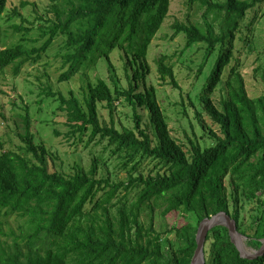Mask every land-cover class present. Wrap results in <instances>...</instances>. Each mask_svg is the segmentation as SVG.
Returning a JSON list of instances; mask_svg holds the SVG:
<instances>
[{"label":"trees","instance_id":"obj_1","mask_svg":"<svg viewBox=\"0 0 264 264\" xmlns=\"http://www.w3.org/2000/svg\"><path fill=\"white\" fill-rule=\"evenodd\" d=\"M195 1L204 8L201 21L176 20L172 28L174 34H184V48L205 43L204 62L215 53L198 101L216 130L195 112L202 132L207 129L212 139L209 143L187 134V141L180 142L168 130L155 87L137 91L148 71L147 49L171 0H49L43 12L35 9L34 20L21 13L25 0L10 6L0 0V72L11 67L16 74L43 60L46 67L48 51L61 37L54 53L56 81L71 80L97 58L114 70L110 55L117 50L129 79L127 88L117 81L111 88L98 78L86 82L78 94L54 91L48 80L41 82L44 95L66 116L67 135L77 132L81 139L86 134L87 143L106 141L103 148L125 176L114 178L103 154L72 173L51 169L50 150L36 140L25 106L16 149L0 141V227H9L13 215L21 219L18 233L0 234V264H191L200 223L220 211L234 220L249 246H262L264 91L249 95L235 49L239 42L248 51L254 48L253 39L242 31L243 22L264 0L188 3ZM15 16L19 23L13 22ZM170 58L159 55L156 71L180 90ZM254 74L264 83V63ZM218 87L223 94L216 105L211 95ZM119 100L132 109L131 127L115 126ZM100 103L107 108L109 123L100 119ZM141 109L147 111L148 122L142 121ZM181 114L194 130L185 109ZM203 258V264H264V253L240 256L223 224L208 229Z\"/></svg>","mask_w":264,"mask_h":264},{"label":"rangeland","instance_id":"obj_2","mask_svg":"<svg viewBox=\"0 0 264 264\" xmlns=\"http://www.w3.org/2000/svg\"><path fill=\"white\" fill-rule=\"evenodd\" d=\"M19 1L21 0H8V6H10V2H12L11 4H18ZM25 1L27 4L20 9L23 17L28 20H34L35 9L41 13L49 4V0ZM198 5V1L188 3V0H171L168 14L147 49L145 62L148 65V71L145 73L144 84L141 81L138 82L137 91L144 90L145 86L149 85L155 87L156 101L165 116L168 130L180 142L187 141V134L190 137L201 136L209 143L212 139L208 136L207 129L205 133L202 132L199 123L196 122L195 112L200 111L201 117L208 126L212 130H216V125L211 123L198 101V92L214 62L215 53L211 55L209 61L204 62L205 43L196 42L184 48V34H174L172 28V23L176 20L185 22L188 18L201 21L200 16L204 8H200ZM12 20L16 23L20 22V18L16 16ZM243 24L242 31L244 35L249 34L253 39L254 48L248 51V46L243 42L236 43L235 55L239 60L240 72L245 79L247 91L250 96H255L264 91V83L254 74V68L264 63V3L249 11ZM60 40L61 37L55 40L53 47L49 49L46 58L49 64L46 67H44L43 60L38 64L22 67L16 74L11 67L0 72V141L3 142L4 147L16 149L19 143L18 133L22 132L23 114L26 106L31 120V130L33 129L36 140L43 142L50 150L51 157L48 164L51 169L72 173L76 166L87 168L95 155L103 154L107 160L106 169L111 172L114 178L123 179L125 171L117 166V159L109 157V151L103 148L106 141L98 144H94V141L87 143L88 136L86 134H83L81 139L78 138L77 132L74 135H67L68 126L64 112L57 108L56 101L44 95L40 85L41 82L45 83L48 80L54 91L61 90L64 94H68L69 90H73L74 93L78 94L80 87L85 86L86 82L94 83L98 78H102L111 88H113L114 81H117L118 86L127 88L129 79L125 73L121 53L117 50L110 55L114 70H110L105 59L97 58L96 63L87 65L71 80L58 82L56 77L59 71H57L56 66L59 63L54 53ZM161 54L171 57L170 60L174 62L175 77L181 87L180 90L174 88L166 80L163 81L159 78L155 60ZM201 63L203 66L199 71ZM45 72L49 76H45ZM128 74H131L130 70ZM221 94L223 92L218 87L211 95L216 105H218ZM181 99L184 100V106L181 104ZM190 99L193 102L191 105L189 104ZM115 106L113 113L115 126L117 128H121L123 125L131 127L133 125L131 107L126 104L125 100L115 101ZM98 109L100 119L109 123L110 116L107 108L103 107V103L98 105ZM183 109H185L188 119L193 123L194 130L182 116ZM139 111L143 114L142 121L148 122L147 111L142 109ZM248 207L247 204L244 209L246 213H248ZM8 220L9 227L7 225L0 227V234L9 237L11 230L15 233L19 232L21 219L13 215ZM164 222H167L166 218ZM240 240L244 243L246 252L249 254L259 252L261 247L249 246L245 236H240ZM203 262L204 258L196 260L197 264H203Z\"/></svg>","mask_w":264,"mask_h":264},{"label":"water","instance_id":"obj_3","mask_svg":"<svg viewBox=\"0 0 264 264\" xmlns=\"http://www.w3.org/2000/svg\"><path fill=\"white\" fill-rule=\"evenodd\" d=\"M217 217H220L222 220H217ZM215 224H223L227 226L229 233L231 235V239L236 245L240 256L247 257V258H253L257 255L263 254L264 253V244H262L260 250L258 253L255 254H249L246 252L240 242V233L236 230V226L234 223V220L225 212V211H220L210 217H206L205 219L202 220V222L199 225L198 232H197V246L194 251V254L191 259V264H195V260L197 258L202 259L203 258V243L205 239V235L208 231L209 228H211ZM264 241V240H263Z\"/></svg>","mask_w":264,"mask_h":264},{"label":"bare ground","instance_id":"obj_4","mask_svg":"<svg viewBox=\"0 0 264 264\" xmlns=\"http://www.w3.org/2000/svg\"><path fill=\"white\" fill-rule=\"evenodd\" d=\"M220 219H221L220 217H217V220H220ZM240 242H241L242 247H244V246H245L244 243H243L241 240H240ZM243 249L246 251L245 247H244ZM197 259H198V258H197ZM197 259H196V260H197ZM196 260H195V264H197V263H196Z\"/></svg>","mask_w":264,"mask_h":264}]
</instances>
